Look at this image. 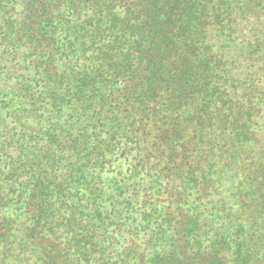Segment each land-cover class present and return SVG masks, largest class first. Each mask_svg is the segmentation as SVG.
Segmentation results:
<instances>
[{"label": "trees", "instance_id": "obj_1", "mask_svg": "<svg viewBox=\"0 0 264 264\" xmlns=\"http://www.w3.org/2000/svg\"><path fill=\"white\" fill-rule=\"evenodd\" d=\"M0 264H264V0H0Z\"/></svg>", "mask_w": 264, "mask_h": 264}]
</instances>
